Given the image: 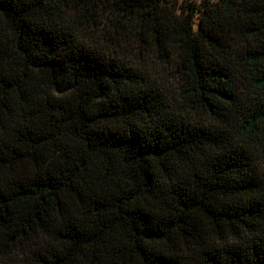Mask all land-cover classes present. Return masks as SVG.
I'll use <instances>...</instances> for the list:
<instances>
[{
    "label": "trees",
    "instance_id": "1",
    "mask_svg": "<svg viewBox=\"0 0 264 264\" xmlns=\"http://www.w3.org/2000/svg\"><path fill=\"white\" fill-rule=\"evenodd\" d=\"M0 264H264V0H0Z\"/></svg>",
    "mask_w": 264,
    "mask_h": 264
},
{
    "label": "rangeland",
    "instance_id": "2",
    "mask_svg": "<svg viewBox=\"0 0 264 264\" xmlns=\"http://www.w3.org/2000/svg\"><path fill=\"white\" fill-rule=\"evenodd\" d=\"M197 2H199L200 0H196ZM197 20V19H196ZM196 20H195V22H196ZM196 24V23H195Z\"/></svg>",
    "mask_w": 264,
    "mask_h": 264
}]
</instances>
